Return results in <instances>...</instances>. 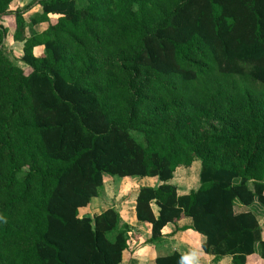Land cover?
I'll list each match as a JSON object with an SVG mask.
<instances>
[{
  "label": "trees",
  "instance_id": "16d2710c",
  "mask_svg": "<svg viewBox=\"0 0 264 264\" xmlns=\"http://www.w3.org/2000/svg\"><path fill=\"white\" fill-rule=\"evenodd\" d=\"M13 1L0 0V264H121L118 211L79 216L105 177L157 180L134 203L147 243L189 218L215 260L264 261L255 215L233 210L264 208V0ZM195 161L198 187L179 195L169 182Z\"/></svg>",
  "mask_w": 264,
  "mask_h": 264
},
{
  "label": "crops",
  "instance_id": "0c3cea01",
  "mask_svg": "<svg viewBox=\"0 0 264 264\" xmlns=\"http://www.w3.org/2000/svg\"><path fill=\"white\" fill-rule=\"evenodd\" d=\"M33 1L35 0H14L9 6V11L14 12L16 10H21L22 8L29 5ZM40 13H41V8L38 5L33 6L24 15V19L26 23H29L30 19L33 16L39 15ZM48 18L53 22L57 18V16L48 15ZM1 24L7 29L10 28V18L8 17L2 18ZM47 27H48L47 23H41L35 26L27 27L25 30L26 36L28 37L29 35H31V33L40 34L44 30H46ZM5 45L6 47L10 45L12 49L16 48V50L18 51L15 52L14 56L17 55L18 59L21 57L22 44L13 41L11 30H8ZM42 53H43L42 47H38L34 49V54L36 56H39ZM195 164L198 165L199 163L198 162L196 163L195 161L190 168H183V167L178 168L174 173V178L169 182L175 185L174 182L176 180V174H181V173L184 174V177L178 183V185H175L179 195L187 194L188 191L194 190L198 187L199 166L197 169L195 167ZM191 168L197 170V175H196L197 179L194 180L193 178H189L188 180L190 181H187L188 177H185L186 170L189 171ZM114 180H118L120 186L121 185L127 186L129 184L130 194L132 195L130 203L125 204L120 194L118 197L114 199L115 202L114 206H111L109 208H104V204L101 205L99 203L100 200V193H99L98 196L99 199L98 198L93 199L95 201L92 202L93 201L92 200L91 203L89 204L90 206L93 204L92 207H90V209L88 206L86 210L83 209L79 210V213L84 211H89V214L88 215L86 214L84 216H80V215L79 216L91 217L93 215H99L110 208H113L116 211H118L122 221L131 227V231L128 233L130 236L128 240L132 241V244L130 243L131 247L129 246L128 250L125 252L128 254V257L126 259L123 258L121 264H155V259L157 257L167 256L174 252L182 255L195 252L197 256L198 264H232L231 257H223L215 260L214 256L207 255L203 252L202 244L205 242V238L190 229L192 222L191 219L189 218H183L178 222H176L175 224H168L161 231L162 237L158 242L153 244L147 243V241L150 238V226L137 222L135 216V210H134V203L139 188L156 187V185L158 184L157 180L153 178L127 180V179H115V178L105 177L103 181V187L105 188L104 184H106L107 182H115ZM152 209L156 215L157 208L153 206ZM233 210L235 214L252 212L258 221L264 239V208L260 207L257 203H254L250 207H245L236 204ZM134 233L136 235H139L137 239H133L131 237ZM255 264H264V261L259 260Z\"/></svg>",
  "mask_w": 264,
  "mask_h": 264
},
{
  "label": "rangeland",
  "instance_id": "374dc122",
  "mask_svg": "<svg viewBox=\"0 0 264 264\" xmlns=\"http://www.w3.org/2000/svg\"><path fill=\"white\" fill-rule=\"evenodd\" d=\"M23 9V8H22ZM8 51L10 53H12V60H13V63L19 65L20 67H23L22 65H20L19 61H18V56H14L15 55V52L18 51L16 50V48H13L8 45ZM132 136L138 140V141H142L141 140V137L136 134V133H132ZM198 161H196L197 163ZM199 163V162H198ZM198 166H199V169H198ZM195 167L198 169V173H199V170H200V163L197 165L195 164ZM184 171V170H183ZM189 174H192V178L194 180L197 179L196 175H197V170H195L194 168H191L189 171L186 170V175L185 177H188L187 178V181H190L188 180L190 177H189ZM184 177V174L181 173V174H176V180H175V185H178V183L182 180V178ZM117 179V178H116ZM115 182H107L106 184H104L105 188L102 186L101 190H100V200H99V203L102 205L104 204V208H109L111 206H114L115 205V202H114V199L116 197H118L120 194L123 198V201L125 202V204H128L130 203V200L132 198V195L130 194V186L129 184L127 186H120L119 185V181L118 180H114ZM107 187V188H106ZM106 189V190H105ZM99 199V198H98ZM121 200V199H120ZM95 200H93L92 202H94ZM122 201V202H123ZM93 205V204H92ZM92 205L90 206L89 205V209L90 207H92ZM83 210H86V208H83ZM88 215L89 214V211H84V212H80L79 215L80 216H84V215ZM129 234H128V239H129ZM133 239H137L139 237V235H136L135 233L131 236ZM132 239V240H133ZM129 244H128V247L130 246V243L132 244V241L128 240ZM131 247V246H130ZM128 257V254L125 253L124 254V259H126Z\"/></svg>",
  "mask_w": 264,
  "mask_h": 264
},
{
  "label": "clouds",
  "instance_id": "9594fccd",
  "mask_svg": "<svg viewBox=\"0 0 264 264\" xmlns=\"http://www.w3.org/2000/svg\"><path fill=\"white\" fill-rule=\"evenodd\" d=\"M0 222H6V221H3V218L0 217ZM180 264H198L196 253L191 252L182 256L180 260Z\"/></svg>",
  "mask_w": 264,
  "mask_h": 264
},
{
  "label": "water",
  "instance_id": "95a60500",
  "mask_svg": "<svg viewBox=\"0 0 264 264\" xmlns=\"http://www.w3.org/2000/svg\"><path fill=\"white\" fill-rule=\"evenodd\" d=\"M5 43V40L3 39V41H2V45Z\"/></svg>",
  "mask_w": 264,
  "mask_h": 264
}]
</instances>
